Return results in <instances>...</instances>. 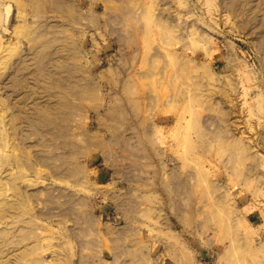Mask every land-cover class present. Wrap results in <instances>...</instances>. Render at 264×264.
I'll list each match as a JSON object with an SVG mask.
<instances>
[{
	"label": "rangeland",
	"instance_id": "rangeland-1",
	"mask_svg": "<svg viewBox=\"0 0 264 264\" xmlns=\"http://www.w3.org/2000/svg\"><path fill=\"white\" fill-rule=\"evenodd\" d=\"M0 264H264V0H0Z\"/></svg>",
	"mask_w": 264,
	"mask_h": 264
}]
</instances>
